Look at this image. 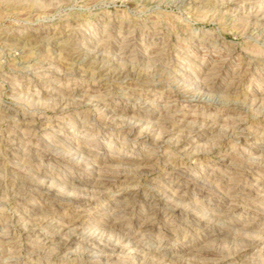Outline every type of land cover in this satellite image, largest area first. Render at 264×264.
<instances>
[{
    "label": "rangeland",
    "instance_id": "obj_1",
    "mask_svg": "<svg viewBox=\"0 0 264 264\" xmlns=\"http://www.w3.org/2000/svg\"><path fill=\"white\" fill-rule=\"evenodd\" d=\"M260 12L0 0V264H264Z\"/></svg>",
    "mask_w": 264,
    "mask_h": 264
},
{
    "label": "bare ground",
    "instance_id": "obj_2",
    "mask_svg": "<svg viewBox=\"0 0 264 264\" xmlns=\"http://www.w3.org/2000/svg\"><path fill=\"white\" fill-rule=\"evenodd\" d=\"M263 11V10H262ZM259 13V12H258ZM259 15H261L263 18H264V12H260V14ZM172 123V122H171ZM137 132V131H136ZM30 148V147H29ZM147 156V155H146ZM113 157V156H112ZM91 161V160H90ZM95 162V161H94ZM93 162V163H94ZM150 162H151V157H147V158H143L142 159V164H143V167H144V169L145 168H147L148 166H149V164H150ZM92 164V163H91ZM96 165V164H95ZM264 166V165H263ZM106 167V166H105ZM94 168H97V167H94ZM116 168V167H115ZM245 169V168H244ZM94 170H96V169H94ZM115 170V169H114ZM120 170V169H119ZM243 171V170H242ZM102 172H104L103 170H102ZM106 172H108V171H106ZM105 172V173H106ZM248 172V171H247ZM99 173V172H98ZM104 173V174H105ZM117 173V172H116ZM102 174V173H101ZM107 174V173H106ZM246 174V173H245ZM97 176H99V175H97ZM102 177H105V175L104 176H102ZM101 177V178H102ZM123 177V175L121 176L120 174L119 175H117V180L119 181L121 178ZM108 179H105L106 180V183L107 184H109L110 182H113L114 180H113V178L112 179H109V178H111V177H107ZM239 179V178H238ZM100 181V180H99ZM126 181V180H125ZM105 183V182H104ZM118 183V182H117ZM239 183V182H238ZM122 184V183H121ZM120 184V185H121ZM233 184H235V183H233ZM105 185H103V187H104ZM107 186V185H106ZM237 186V185H236ZM236 186H232V187H229V190L231 191V190H233V189H235L236 188ZM240 186V185H239ZM114 187H116V186H114ZM52 189V188H51ZM240 189V188H239ZM50 190V189H49ZM249 190H251V191H253L251 188L249 189ZM263 190H264V188H263ZM97 191V190H96ZM234 191V190H233ZM238 193V192H237ZM47 196H50V193H47L46 194ZM153 201V200H152ZM54 202V201H53ZM127 204V203H126ZM125 204V205H126ZM117 212V211H116ZM172 213H173V211H172ZM79 215V214H78ZM80 215H81V213H80ZM171 215V214H170ZM79 218V217H78ZM155 219V218H154ZM147 221H145L146 223L145 224H143V226L142 227H144V228H142V229H144L145 230V227H147L150 223L148 222L149 221V219L147 218L146 219ZM77 221H78V219L76 220H74V221H72L73 223H74V225H75V223H77ZM80 222V221H79ZM78 224V223H77ZM150 226H151V224H150ZM78 227V226H77ZM26 230V229H25ZM161 230V229H160ZM263 240H262V242H264V238H262ZM52 241V240H51ZM234 241V240H233ZM259 241V240H258ZM47 242H50L49 240H47V239H45V240H43V241H41L40 240V245H42V246H45L46 244H47ZM39 243V242H38ZM97 243V242H96ZM254 243V242H253ZM247 245V244H246ZM248 246V245H247ZM126 246H123L122 244H120V245H115L113 248H114V250H116V251H123L124 250V248H125ZM217 247V246H216ZM122 249V250H121ZM126 249V248H125ZM193 249V248H192ZM198 249V248H197ZM203 249V248H202ZM113 250V249H112ZM199 250H200V248H199ZM224 250V249H223ZM198 252V251H197ZM196 253V252H195ZM198 254L199 255H203V254H205L202 250H200L199 252H198ZM112 255H114V254H112ZM165 255V254H164ZM163 255H161V257H162ZM163 258V257H162ZM162 258H161V260H162ZM205 258V257H204ZM206 260H208V259H206ZM168 261H169V263H170V261L171 260H164V261H162V263L163 262H167L168 263ZM232 259H230V258H226V257H223V258H216L215 260H213V261H210V259L208 260V264H231L232 263ZM189 262V261H188ZM188 262L187 263H183V264H188ZM191 262V261H190ZM180 263V262H179Z\"/></svg>",
    "mask_w": 264,
    "mask_h": 264
}]
</instances>
